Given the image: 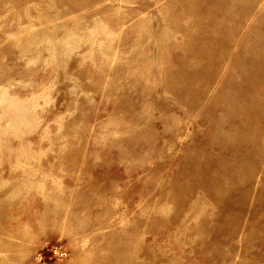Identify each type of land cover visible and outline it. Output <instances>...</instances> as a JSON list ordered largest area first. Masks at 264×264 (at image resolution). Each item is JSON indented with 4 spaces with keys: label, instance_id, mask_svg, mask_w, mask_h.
<instances>
[{
    "label": "rangeland",
    "instance_id": "374dc122",
    "mask_svg": "<svg viewBox=\"0 0 264 264\" xmlns=\"http://www.w3.org/2000/svg\"><path fill=\"white\" fill-rule=\"evenodd\" d=\"M0 264H264V0H0Z\"/></svg>",
    "mask_w": 264,
    "mask_h": 264
}]
</instances>
